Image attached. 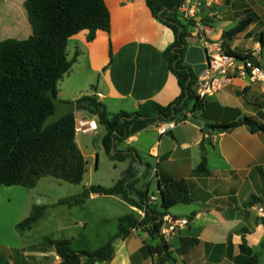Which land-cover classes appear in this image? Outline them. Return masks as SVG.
<instances>
[{
    "label": "crops",
    "instance_id": "obj_1",
    "mask_svg": "<svg viewBox=\"0 0 264 264\" xmlns=\"http://www.w3.org/2000/svg\"><path fill=\"white\" fill-rule=\"evenodd\" d=\"M2 1L0 39L7 34L13 36L1 39L0 43L8 39H29L32 27L25 9L27 0ZM148 1L105 0L111 14V31H98L92 42L87 41L88 31L69 40L68 48L73 44L74 56L76 53L79 56L71 72L57 87L58 99L76 103L83 96L95 97L106 106L109 114L115 115L119 112L134 113L146 102L168 106L180 96L178 80L163 57V52L174 43L175 35L152 16L147 6ZM254 1L258 3V0H251L252 3ZM236 15H243V18L256 15L255 23L243 35L252 37L264 32L263 8L256 12L248 7L232 16L226 12L216 13L210 10L206 19L213 20L208 23V35L212 43L221 44L223 32L236 23ZM192 31L194 33V29ZM193 42L191 40V45ZM254 83L257 82L249 78H236L232 84L207 100L218 104L222 109L239 110L242 116L255 117L264 124L261 105L255 107L257 110L254 112L247 110L253 103L246 98L244 90L253 94ZM242 85H245L243 90L239 89ZM75 115L94 119L99 123L97 117L86 112L76 111ZM194 117L209 125L211 123V120L201 118L200 114ZM159 125L153 124L130 136L119 148L135 149L142 160L152 166L148 179L141 180L136 188L143 190L148 182L149 196L156 204L161 201L159 184L181 180L183 178H179V174L186 168L190 169L191 178L184 180L190 186L191 203L182 205H186L192 213L180 216L170 213L171 209L168 211L167 216L188 222L187 226L179 229L168 241L171 250L176 251L181 246L182 238L197 239L200 241L199 245L186 256L178 257V261L192 264L197 258H201L202 264H247L254 253L261 251L260 246L264 241V225L261 223V218H264V133L252 134L247 127H240L229 134H214L209 138L201 129L186 123L161 135ZM241 128H246L252 136L259 137L261 144L252 146L231 135ZM106 134V128L99 123L97 133L76 137L87 166L88 158H96L97 162V151H104L102 141ZM169 136L171 138L168 140ZM218 136L221 139L217 140ZM145 138H148L146 143ZM203 144H206L204 150L198 151ZM208 146L212 148L214 156L217 155L222 161L218 168L211 166ZM167 155L168 160L159 162L162 156ZM204 156L209 173L198 175L195 170ZM122 163L126 170L130 162ZM144 171L142 168L140 175ZM154 182L157 185L156 194L151 192ZM103 197L112 198L124 211L125 214L115 217L117 223L128 214L139 219L144 217L142 210L131 206L121 196L91 195L84 204ZM84 228H87V224ZM152 244L153 238L147 232L135 230L126 240L115 241V257L104 264H155L157 256L149 254L145 248ZM53 251L51 249L50 254ZM17 263L23 264L19 260L14 264Z\"/></svg>",
    "mask_w": 264,
    "mask_h": 264
},
{
    "label": "trees",
    "instance_id": "obj_2",
    "mask_svg": "<svg viewBox=\"0 0 264 264\" xmlns=\"http://www.w3.org/2000/svg\"><path fill=\"white\" fill-rule=\"evenodd\" d=\"M147 6L152 16L175 35L174 43L163 52V57L178 80L181 94L168 106L146 102L134 113L115 115L109 114L106 106L95 97L78 99L77 112L97 117L100 125L106 128L107 134L102 141L106 156L113 162L129 161L130 164L115 186H91L58 203L59 206L76 207L86 203L91 195L121 196L128 204L142 210L144 217L139 219L133 214L121 217L117 235L94 251H77L68 239L46 238V246L62 256L65 264L109 263L116 254L115 241L126 240L139 229L158 240L157 245L145 247L149 254L157 256L155 264H176L178 257L186 256L200 243L197 239L182 238L181 246L172 251L161 236L163 218L168 211L177 205L191 203L190 186L184 179L160 183L161 201L158 204L149 196L148 182L143 190L136 188L141 180L148 179L152 166L145 163L135 149L119 148L130 137L135 122L144 119L157 125L181 122L189 114L193 117L200 114L201 118L211 120L210 130H202L209 138L214 134H229L240 127H247L252 134L264 133V124L255 117L242 116L236 109H222L197 95L199 78L193 67L185 62L193 27L179 15L180 0H149ZM25 9L32 27L31 37L24 41L8 39L0 43V192L3 187L34 189L46 177L74 185L83 182L87 162L76 142V115L71 114L44 131L45 121L55 111L47 93L53 91L57 95L59 83L77 61L78 53L69 59L68 43L72 37L88 31L87 41L92 42L98 31H111V14L105 0H27ZM255 20L254 16L248 15L235 27L223 32L220 42L226 54L238 59L251 56L233 51L228 45L245 34ZM204 22L212 23L213 20L205 19ZM257 42L264 53V32L258 34ZM168 158L169 155L162 156L159 162ZM142 168L145 171L140 175ZM195 173H209L205 156ZM47 209V206H34L31 214L16 225L17 231L31 230ZM261 223L264 225V218ZM260 248L261 251L254 253L247 264H262L264 241Z\"/></svg>",
    "mask_w": 264,
    "mask_h": 264
},
{
    "label": "rangeland",
    "instance_id": "obj_3",
    "mask_svg": "<svg viewBox=\"0 0 264 264\" xmlns=\"http://www.w3.org/2000/svg\"><path fill=\"white\" fill-rule=\"evenodd\" d=\"M2 7L3 1L0 0V9ZM248 7L259 12V8L264 9V0H258V3H255V1L252 3L251 0H220L219 4L211 10L216 13L226 12L232 16L234 13ZM253 16L256 17V15ZM235 17L236 23L230 25V28L236 26L243 15H236ZM8 36L11 38L13 35L7 34L5 37ZM5 37L2 36L1 39ZM219 46L222 47L221 44ZM228 46L242 55H252L258 49H261L257 42V36L240 35ZM74 51V45L70 44L68 48L69 59L74 57ZM262 56L264 58V53H262ZM244 88L245 85L239 87L241 90ZM254 89L253 94L249 91L245 93L246 98L253 103L247 110L250 113L254 112L261 105L264 113V87L257 82L254 83ZM237 91L240 92V90ZM240 94L238 95L240 96ZM231 135L252 146L261 144L260 138L252 136L246 128H241ZM170 138L169 136L168 140ZM216 139L221 138L218 136ZM144 141L146 143L148 138H145ZM204 147H206V144H203L198 151H203ZM97 152L99 155L97 162L96 158H88L87 172L80 185L46 177L41 179L34 189L20 186L3 187L1 189L0 264H14L16 260L23 264H45L51 253V249L45 244L46 238L68 239L77 251H94L105 245L117 233L118 223L115 217L125 213L112 198L103 197L76 207L58 205L60 200L76 196L86 188L91 186L111 188L120 180L121 173L125 170V164L111 161L103 150ZM208 152L212 168H218L222 161L217 155L214 156L213 150L209 146ZM179 176L183 179L191 178L190 169L186 168ZM151 192L157 193L156 182H154ZM34 206H47L48 209L43 218L31 230L17 231L16 225L31 214ZM189 210L186 205L181 204L172 208L170 213L179 214L180 216L183 214L189 215L192 213ZM85 224H87V228H84ZM157 243L158 240L153 239L152 245L155 246ZM176 264L184 263L180 260ZM192 264H202L201 258H197V261Z\"/></svg>",
    "mask_w": 264,
    "mask_h": 264
},
{
    "label": "built area",
    "instance_id": "obj_4",
    "mask_svg": "<svg viewBox=\"0 0 264 264\" xmlns=\"http://www.w3.org/2000/svg\"><path fill=\"white\" fill-rule=\"evenodd\" d=\"M219 2L220 0H180L179 15L194 29L191 38L194 40L193 44L202 47L207 52V69L199 77L196 88V93L202 100L213 97L215 93L232 84L236 78H249L253 82L264 85V58L261 49H258L249 58L238 59L226 54L222 47L210 41L209 25L204 21L206 14ZM252 57L258 59V65H254L250 61ZM192 117L189 114L188 118L181 122L161 123L159 131L161 135H166L178 125L188 123ZM98 129L99 123L96 120L81 116L76 117V137L97 133ZM187 224L188 222L185 220L174 219L166 215L163 218L161 236L168 242L179 229L187 226ZM45 264H65V262L62 256L53 251Z\"/></svg>",
    "mask_w": 264,
    "mask_h": 264
},
{
    "label": "water",
    "instance_id": "obj_5",
    "mask_svg": "<svg viewBox=\"0 0 264 264\" xmlns=\"http://www.w3.org/2000/svg\"><path fill=\"white\" fill-rule=\"evenodd\" d=\"M250 61L254 65H258V59L252 57ZM186 64L193 67L195 75L199 78L207 69L208 57L207 52L202 48L197 46L196 44L191 45L185 56ZM47 96L51 99L55 111L52 115H50L43 125V130H47L51 125L58 123L63 118L76 113V103L75 102H67L62 101L57 98L53 91L47 93ZM189 124L201 129V130H210V125L197 117H192ZM153 123L144 121L135 122L130 129V136H134L137 133L147 129L149 126H152Z\"/></svg>",
    "mask_w": 264,
    "mask_h": 264
}]
</instances>
